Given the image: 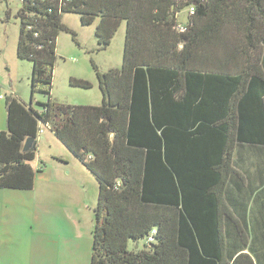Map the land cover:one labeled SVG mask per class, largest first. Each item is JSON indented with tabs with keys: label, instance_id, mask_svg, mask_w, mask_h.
Masks as SVG:
<instances>
[{
	"label": "trees",
	"instance_id": "trees-1",
	"mask_svg": "<svg viewBox=\"0 0 264 264\" xmlns=\"http://www.w3.org/2000/svg\"><path fill=\"white\" fill-rule=\"evenodd\" d=\"M204 1L17 0L16 56L31 62V94L48 99L36 111L6 97L0 187L32 188L26 162L40 129L53 132L98 183L90 264H264L263 236L250 248L242 234L247 252L229 251L222 226L234 146H264V0ZM190 5L179 32L175 12ZM64 12L96 22L100 48L125 23L121 67H94L99 105L50 100L56 37L75 40ZM28 137L35 145L23 152Z\"/></svg>",
	"mask_w": 264,
	"mask_h": 264
},
{
	"label": "crops",
	"instance_id": "crops-1",
	"mask_svg": "<svg viewBox=\"0 0 264 264\" xmlns=\"http://www.w3.org/2000/svg\"><path fill=\"white\" fill-rule=\"evenodd\" d=\"M0 94L1 133L6 97L17 96L7 94L1 79ZM42 130L26 162L32 188L0 187V264H90L98 183L53 132ZM232 155L234 172L223 192L231 218L222 226L225 248L240 251L242 234L264 237V146L237 143Z\"/></svg>",
	"mask_w": 264,
	"mask_h": 264
},
{
	"label": "rangeland",
	"instance_id": "rangeland-1",
	"mask_svg": "<svg viewBox=\"0 0 264 264\" xmlns=\"http://www.w3.org/2000/svg\"><path fill=\"white\" fill-rule=\"evenodd\" d=\"M17 5V0H0V79L7 94L15 95L19 101L36 111H41L42 103L47 101L48 95L38 91L31 94V62L16 57L20 27ZM175 15L178 21H186L185 9L177 10ZM61 22L75 33V40L65 31L59 32L56 37L50 100L70 105H99L101 93L94 67L99 72L121 67L125 23L121 22L109 45L100 48L94 35L96 22L82 25L79 15L73 12L62 13ZM71 78L87 81L90 86L85 88L70 85ZM238 239L243 243L241 236ZM244 239L246 245L251 248L252 237L245 235ZM143 244V239L129 240L128 249H140Z\"/></svg>",
	"mask_w": 264,
	"mask_h": 264
},
{
	"label": "built area",
	"instance_id": "built-area-1",
	"mask_svg": "<svg viewBox=\"0 0 264 264\" xmlns=\"http://www.w3.org/2000/svg\"><path fill=\"white\" fill-rule=\"evenodd\" d=\"M22 1V0H21ZM58 3V6L60 7L61 5H65V3H67L70 0H54ZM204 1V0H203ZM56 3V4H57ZM21 5H18L17 7H20ZM195 12V7L194 5H190L189 7L186 8V17L187 16H191L193 15ZM32 13H30L31 15ZM32 27V25H28V29H30ZM175 29L179 32H184L186 30V25L183 22H178L175 26ZM34 35H37V33H34ZM4 96L2 94H0V98H3ZM43 130L40 129V133ZM118 184V183H117ZM118 187V186H116ZM155 233V231L153 230L152 233H150L147 237H146V242H152L154 240L153 238V234Z\"/></svg>",
	"mask_w": 264,
	"mask_h": 264
},
{
	"label": "water",
	"instance_id": "water-1",
	"mask_svg": "<svg viewBox=\"0 0 264 264\" xmlns=\"http://www.w3.org/2000/svg\"><path fill=\"white\" fill-rule=\"evenodd\" d=\"M193 4H196V3L193 2ZM34 145H35V139L33 137H28L22 146V151L25 152V151L32 149Z\"/></svg>",
	"mask_w": 264,
	"mask_h": 264
}]
</instances>
